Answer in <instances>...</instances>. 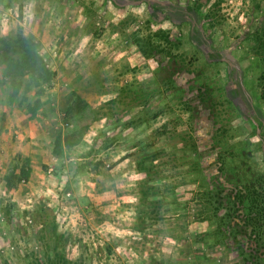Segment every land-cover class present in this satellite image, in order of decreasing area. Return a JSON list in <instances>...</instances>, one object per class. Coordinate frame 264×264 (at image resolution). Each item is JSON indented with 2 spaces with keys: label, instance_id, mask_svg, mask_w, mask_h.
Instances as JSON below:
<instances>
[{
  "label": "rangeland",
  "instance_id": "rangeland-1",
  "mask_svg": "<svg viewBox=\"0 0 264 264\" xmlns=\"http://www.w3.org/2000/svg\"><path fill=\"white\" fill-rule=\"evenodd\" d=\"M18 29L55 74L42 94L24 91V74L16 91L0 86V263L38 255L33 232L52 219L67 234L58 249L88 264H252L240 246L264 231L206 236L224 210L199 221L191 184L163 190L135 229L132 154L167 152L173 141L150 133L187 102L196 143L184 149L217 187H255L264 200V0H0V40ZM78 128L81 140L55 152L56 133ZM219 128L226 142H214ZM13 170L28 177L10 186Z\"/></svg>",
  "mask_w": 264,
  "mask_h": 264
},
{
  "label": "trees",
  "instance_id": "trees-1",
  "mask_svg": "<svg viewBox=\"0 0 264 264\" xmlns=\"http://www.w3.org/2000/svg\"><path fill=\"white\" fill-rule=\"evenodd\" d=\"M0 48L3 49L0 53V68L3 70V78L0 75V86L4 84L5 77L8 79V84L13 86L12 90L16 91L20 81L15 79V75L24 74L28 77L24 91L35 86L36 93L42 94V85L49 82L55 73L48 68L44 58L38 53L34 38L18 29L0 40ZM262 96L264 97V90ZM77 100L82 99L76 95L75 101ZM39 104L41 105V99L37 98L36 104L30 106L28 110L32 114L35 113ZM72 106H68V111ZM176 106L177 108L171 114L172 118L161 123L150 133V137L154 139L172 140L174 144L167 149L168 151L156 150L149 153L141 147L139 151L136 150L132 154L134 169L139 174L134 228L141 229L147 218H152L151 212L154 208L151 209V205L153 204L155 208L158 206L155 201L160 199L163 190L176 196L178 189L191 184L193 187L190 189L189 200L195 202V216L199 221L206 220L213 223L215 210H218L217 208L224 210L222 216L218 215L217 230L207 233L206 236H214L215 233L219 235L218 232H224L225 227L232 226L236 228H233V231L237 235L247 234L250 238L251 234L252 236L260 235L264 231V200L261 199V193L255 187L232 182L231 187H221L224 193L220 194L221 188L213 184L218 178L213 179L202 170L197 150L184 149V144L187 142L194 145L196 137L192 129L187 130L184 127L187 121L192 123L191 118L183 117L188 110L187 102L177 103ZM211 110L215 113V104H212ZM66 123L73 124L72 128L77 124V122L69 123L68 121ZM221 132H224V129L219 128L214 133L215 143L226 142L218 141V138L222 136L219 135ZM82 134L83 128L69 133L57 132L53 145L54 151L62 152L63 147L77 144ZM28 174L27 170L21 171L19 175L13 170L5 176L7 184L11 186L14 182L27 178ZM260 187L264 188L261 185ZM216 201L220 202L221 207L220 205L215 207ZM210 211L212 214H209ZM33 233L40 243L39 254L32 253L28 263L20 264H88L83 259H69L63 251L58 249V242L67 239V234L59 232L52 219L42 222L41 227ZM199 240L205 242L206 238ZM260 240L254 243L250 241L246 248L240 246V254L244 253L246 261L252 264H264V237L261 236ZM0 264L12 263L7 259Z\"/></svg>",
  "mask_w": 264,
  "mask_h": 264
},
{
  "label": "water",
  "instance_id": "water-1",
  "mask_svg": "<svg viewBox=\"0 0 264 264\" xmlns=\"http://www.w3.org/2000/svg\"><path fill=\"white\" fill-rule=\"evenodd\" d=\"M150 1L157 2V0H150Z\"/></svg>",
  "mask_w": 264,
  "mask_h": 264
},
{
  "label": "built area",
  "instance_id": "built-area-1",
  "mask_svg": "<svg viewBox=\"0 0 264 264\" xmlns=\"http://www.w3.org/2000/svg\"><path fill=\"white\" fill-rule=\"evenodd\" d=\"M67 125V123H65ZM73 124H70V127L72 126Z\"/></svg>",
  "mask_w": 264,
  "mask_h": 264
}]
</instances>
